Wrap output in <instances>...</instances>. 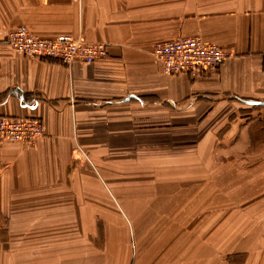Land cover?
Masks as SVG:
<instances>
[{"label":"crops","instance_id":"1","mask_svg":"<svg viewBox=\"0 0 264 264\" xmlns=\"http://www.w3.org/2000/svg\"><path fill=\"white\" fill-rule=\"evenodd\" d=\"M21 24L104 44L108 55L27 57L6 41ZM194 36L230 56L166 76L154 44ZM0 116L44 126L29 147L0 136V264H23L30 244L44 243L29 234H50L54 220L95 236L94 250L112 249L113 264H264L263 209L197 219L187 211L198 196L183 205L167 191L196 190L219 165L237 168L231 162L264 172V0H0ZM169 166L206 177L167 178ZM176 227L167 248L172 232L159 236Z\"/></svg>","mask_w":264,"mask_h":264},{"label":"rangeland","instance_id":"2","mask_svg":"<svg viewBox=\"0 0 264 264\" xmlns=\"http://www.w3.org/2000/svg\"><path fill=\"white\" fill-rule=\"evenodd\" d=\"M207 124L209 125V121L206 119L200 123L199 135L207 129ZM215 162L220 164L219 160ZM228 163L230 164V162ZM231 164H234L237 168L229 165L228 168L222 169V166L219 165V169L216 168L211 177H206L201 168L196 171L192 170L191 172L188 170L183 172L170 171L171 166L175 167L178 165L173 164L165 171L167 178L174 174L173 177H176L178 181H182L181 177L183 176L184 180L189 179L182 181L184 183L201 180L202 177H206L205 180L209 181L207 185L199 186L196 190L195 188H191L187 191V186H182V190H186L177 193L176 190H179V185L173 188L171 185H168V195L170 193L171 197L182 195L184 199L186 198L183 205L189 202V197L193 196L194 198V196H198L199 206L195 205L193 208L188 207L190 210H193L187 211L192 213L193 216H197V219H201L202 216H206L213 212L219 215L230 212L233 209L238 210L240 209L238 205L244 208L246 207L245 213L247 218H251L254 213L258 212V209L264 210V177H262L264 172L263 170L259 172V169H252L249 166L237 165V163L233 162H231ZM169 172L173 174H169ZM159 178L161 180L167 179L165 176H159ZM170 201L171 200H168V204H170ZM54 221V223H50V234H46L45 231H43L41 235L29 234L27 238L29 242L38 241L40 239L44 240V243L30 244V249H37L25 252L26 256L23 264H29L28 261L30 264H113L116 254L112 249H103V251L99 252L94 250L95 245L93 240H95V236H93L92 240L88 234L86 239L83 235L77 237L78 230L75 228L76 225L74 227L69 226V224L60 226L57 225L58 220ZM247 221V226L255 227L256 223L260 220ZM168 232H172V234L168 235L170 240L169 243L165 242V245L173 243L172 240L176 239L181 229L179 227L173 228L171 231L167 229V232H163L159 237L164 238L165 234ZM46 246H50V253L45 251L47 250ZM80 249L86 251L83 253Z\"/></svg>","mask_w":264,"mask_h":264},{"label":"built area","instance_id":"3","mask_svg":"<svg viewBox=\"0 0 264 264\" xmlns=\"http://www.w3.org/2000/svg\"><path fill=\"white\" fill-rule=\"evenodd\" d=\"M9 46L25 56L36 59H53L64 64L80 61L92 63L108 55L104 44L93 43L82 37L60 34L52 38L32 33L24 24L8 30ZM152 53L160 62L166 76L193 74L211 70L230 56L228 49L198 36L177 37L154 44ZM44 134L43 122L34 116H0V136L24 147L31 146Z\"/></svg>","mask_w":264,"mask_h":264}]
</instances>
